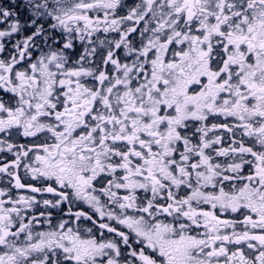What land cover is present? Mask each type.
Segmentation results:
<instances>
[{
  "label": "snow or ice",
  "instance_id": "6c2138e0",
  "mask_svg": "<svg viewBox=\"0 0 264 264\" xmlns=\"http://www.w3.org/2000/svg\"><path fill=\"white\" fill-rule=\"evenodd\" d=\"M0 264H264V0H0Z\"/></svg>",
  "mask_w": 264,
  "mask_h": 264
}]
</instances>
